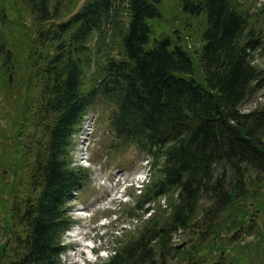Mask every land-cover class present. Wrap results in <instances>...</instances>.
<instances>
[{
    "label": "trees",
    "instance_id": "16d2710c",
    "mask_svg": "<svg viewBox=\"0 0 264 264\" xmlns=\"http://www.w3.org/2000/svg\"><path fill=\"white\" fill-rule=\"evenodd\" d=\"M61 1L0 0V81L6 91L18 89L12 111L5 107L13 92L0 94L16 140L15 157L0 158V173L12 181L3 211L13 232L8 241L5 232L3 264L58 263L67 204L89 177L70 166V145L97 95L113 106L117 146H134L150 165L149 183L127 210L139 225L103 264H205L221 246V231L252 235L248 213L264 210V107L241 113L240 106L264 86V70L253 63L264 34L252 24L250 5L177 0L183 14L205 20L194 58L177 32L152 37L162 0H89L54 25L77 4ZM26 12L38 24L29 44ZM107 31L118 54L96 65L95 86L84 92L90 38L102 43ZM193 228L188 248L173 243L175 233ZM258 234L233 250L234 264H264Z\"/></svg>",
    "mask_w": 264,
    "mask_h": 264
},
{
    "label": "rangeland",
    "instance_id": "374dc122",
    "mask_svg": "<svg viewBox=\"0 0 264 264\" xmlns=\"http://www.w3.org/2000/svg\"><path fill=\"white\" fill-rule=\"evenodd\" d=\"M50 1L52 2L53 0ZM75 1L77 4L67 5L62 11L60 18L53 21L54 25L66 21L70 17V13L74 10L75 12L78 11L80 7L89 0ZM245 1L251 7V21L253 26L260 29L261 33L264 34V0ZM65 4L67 3L64 2V5ZM124 11L125 10H123L122 13ZM258 15L260 16L257 17ZM22 16L25 21V27L23 28H25L27 34L26 44H29L30 39L34 38V32H36L38 24L33 21L32 17L27 12ZM161 17L162 18L158 22H154L153 28L155 30V35L152 37L160 33L174 37L173 32L175 31L177 35L181 36V40L184 39L183 45L190 55L195 58L201 47L200 35L205 24L204 18L189 17L183 14L179 9L177 0H162ZM105 34L107 35L104 39L105 41H103L105 45L102 44L103 42L97 44L95 35H92L90 38V50L89 53H87V57H85L88 62L82 64L81 85L84 92L93 89L95 86L92 73L96 69V65L99 62L105 61L107 57H116V54H118V42H116V38L112 39L108 31ZM95 52H97V54ZM253 63L264 70V45L254 53ZM4 84L6 83L0 81V94L6 91ZM19 90L21 91L20 87ZM7 91L13 92H8L10 99L7 102V107L3 105V96L0 95V139H3L0 143V158L9 156V158L12 159V157H15L13 147L15 146L16 140L11 138L14 135V130L11 131L10 126L9 132L7 133L11 114L7 116L8 112H5L1 107H5V110L8 111L13 110L11 101L12 97L18 93V89L16 91L8 89ZM101 96L97 95L90 103L86 111L87 114L85 113V117L83 118L84 122L80 125V129L83 131L80 133L81 135L78 136L79 133H76V135L72 137L69 151L71 159L70 166L87 169L89 177L86 182H84L83 186L74 193V196L67 204L70 237L65 235L64 232L61 238V242L64 243L74 241L71 242L74 245L73 251L77 253L81 251L84 252L82 258V260H84L83 263H86V258H90L91 261L86 264H103L107 259L105 255L109 257L112 254H110V252H112L117 243L124 238V232L132 231L134 227L136 228L139 225V221L129 218L130 215L127 212V210L133 206L135 199H137L140 193V190H135L134 186L130 187V182L133 181L135 184L133 177L136 176L140 169L145 168L144 164L148 160V158L140 153L134 146H117L114 134L110 130L108 120V117L113 111V106ZM263 107L264 86L252 93V95L240 106V112L247 113ZM5 117L8 118L5 120ZM6 123H8V125ZM11 187V178L0 173L1 245L4 243L5 232L7 231V238H5V241L11 239L9 235L13 232L11 231V227L7 228V222H4L5 216L3 211L5 202L9 201L6 194L8 195V189ZM126 187L127 189H125ZM2 189H6V193L5 191H1ZM123 198H125L126 203L118 205L117 202L121 201ZM159 205L165 208V201L161 199ZM77 208L85 209V215L80 219L75 216V209ZM253 220L254 224H252ZM246 222H248V225H246L247 228L251 227L254 233L252 235L243 236V234L232 231H221L219 234L222 239L221 246L218 247L217 250L214 249L212 251L211 256L205 264H234L232 261L234 257H237L236 254L229 256L232 254L233 250L237 246H242L251 241H257L259 229L260 233L263 232L264 234V210L252 208L248 213ZM194 231H196L195 228L175 233L172 237L173 243L179 245L180 248H188L191 242L193 243L197 237ZM17 232V234H19V231ZM202 236H204V234H202ZM211 236L212 235H210V237ZM69 244L67 243V245ZM2 247L6 254V257H4L2 261L3 264L8 258L9 247L7 248L6 243H4ZM71 252L70 254L72 255L73 253ZM100 254H103V256H100ZM59 257L57 264L69 263L68 255L64 254ZM9 259L12 258L9 257Z\"/></svg>",
    "mask_w": 264,
    "mask_h": 264
},
{
    "label": "bare ground",
    "instance_id": "6f19581e",
    "mask_svg": "<svg viewBox=\"0 0 264 264\" xmlns=\"http://www.w3.org/2000/svg\"><path fill=\"white\" fill-rule=\"evenodd\" d=\"M86 113V112H85ZM87 114V113H86ZM85 117V116H84ZM83 117V118H84ZM82 122H84L83 120H82ZM81 127V126H80ZM83 131H82V129H80V128H78V132L77 133H79V135H81L80 133H82ZM149 181H150V179L148 180V181H146L144 184H143V186H145V185H147L148 183H149ZM63 237V236H62ZM63 252V251H62ZM62 252H61V254H60V256L62 255ZM60 258V257H59ZM89 263L90 262V260H86V263Z\"/></svg>",
    "mask_w": 264,
    "mask_h": 264
}]
</instances>
